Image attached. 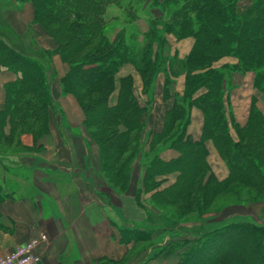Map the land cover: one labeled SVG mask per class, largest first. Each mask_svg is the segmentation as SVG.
Segmentation results:
<instances>
[{
  "label": "trees",
  "instance_id": "trees-1",
  "mask_svg": "<svg viewBox=\"0 0 264 264\" xmlns=\"http://www.w3.org/2000/svg\"><path fill=\"white\" fill-rule=\"evenodd\" d=\"M15 1L32 4L33 25L55 48L38 46L29 32L17 34L0 9V63L20 75L6 85L0 154L22 149L23 134L33 135L37 143L50 133L58 112L51 93L52 64L59 55L68 65L62 93L74 96L83 110L85 127L100 148L105 178L125 192L135 167L141 169L136 203L150 222L160 225L121 230L120 242L131 245L128 254L152 249L147 261L176 254L177 264H264V224L249 218L210 228L227 208L264 202V112L253 96L247 122L236 123L228 109L227 78L230 72L253 73V88L264 96V0L245 5L240 0H136L132 6L149 15L144 34L148 43L141 52L128 45L126 32L107 33L106 14L112 6L124 10L122 0ZM153 10L160 14L153 15ZM168 36L176 42L191 38L192 49L184 58L177 49L166 54ZM226 57L237 63L216 67ZM126 65L142 80L144 102L132 75L118 78ZM180 74L185 76L182 94L174 91V77ZM160 80L164 99H173V104L165 112L162 130L148 132L147 117ZM194 108L204 117L198 141L187 134ZM209 141L228 166L224 180L207 160ZM166 149L179 156L163 160ZM172 174H178L176 181L163 187V177ZM199 226L200 232L189 230Z\"/></svg>",
  "mask_w": 264,
  "mask_h": 264
},
{
  "label": "crops",
  "instance_id": "crops-1",
  "mask_svg": "<svg viewBox=\"0 0 264 264\" xmlns=\"http://www.w3.org/2000/svg\"><path fill=\"white\" fill-rule=\"evenodd\" d=\"M0 9L6 11L7 19L17 34L29 32L36 37L38 46L50 50L55 48L54 41L33 25L32 4L0 0ZM193 43L191 38L178 42L180 58L190 52ZM52 66L51 93L58 112L51 120L50 133L37 143L33 135L23 134L22 149L0 154V170L4 171V174H0V258L45 234L47 240L37 248L41 256L39 264H177L179 257L176 254L147 261L152 249L146 253L128 254L131 245L120 242L121 230L155 228L160 225L152 219L150 222L146 211L136 203L135 195L142 181L141 169L135 167L130 186L125 192L116 189L105 178L100 148L85 127L83 110L74 96L62 93L61 78L68 72V65L59 55H55ZM130 67L124 66L118 78L132 75L137 90L141 92L142 80L134 68L133 71L129 70ZM19 76L0 63V112L5 108L6 85ZM174 80V91L182 94L184 75L174 77ZM114 95L111 104L116 102L117 93ZM253 96L247 101L244 112L238 110L236 102L231 99L234 120L241 126L248 120ZM154 99L147 117L148 132L162 130L165 112L173 104V99L163 97L162 80L158 81ZM203 123V114L194 108L187 130L192 140H200ZM8 132L9 128L6 129ZM206 146L212 171L219 180L226 179L229 175L227 164L211 141ZM0 151H3L1 147ZM178 156L173 149L161 153L165 161ZM13 167H19L16 170L23 173L8 174ZM177 175L163 177L167 179L163 187L172 185ZM11 183L18 186L17 190L12 189ZM30 184L33 185V191L30 190Z\"/></svg>",
  "mask_w": 264,
  "mask_h": 264
},
{
  "label": "rangeland",
  "instance_id": "rangeland-1",
  "mask_svg": "<svg viewBox=\"0 0 264 264\" xmlns=\"http://www.w3.org/2000/svg\"><path fill=\"white\" fill-rule=\"evenodd\" d=\"M251 0H240V3L242 5L248 4ZM136 0H122V7L123 9H119L117 6H112L110 8V12L108 11L106 14V20L108 21L107 25V33L111 36H114L116 32H126L127 35V42L130 47H134L136 52H141L142 48L145 47L148 43L147 39L144 38V34L148 31V14L147 12L143 11L141 12L136 5L132 6ZM149 8V6H148ZM174 8H171V11L168 14H171L173 12ZM136 13V15H135ZM153 15L158 16L160 14L159 10H153ZM135 15L137 17V20H132V16ZM134 21V22H133ZM38 28L42 30L39 26ZM43 31V30H42ZM31 34V33H30ZM168 45L166 47V54L173 55L175 50H178V42H176L174 37L168 36ZM170 45V46H169ZM156 47V46H155ZM237 63V60L233 57H226L221 59L216 63V67L219 65H233ZM129 70H134L131 66ZM175 70L180 73V65H177L175 67ZM135 71V70H134ZM136 72V71H135ZM137 74V73H136ZM182 75V74H180ZM183 76V75H182ZM119 77V75H118ZM137 78L139 76L137 75ZM185 78V76H184ZM228 78V90H229V99H230V106H228V109H232V102L231 99L233 98L235 106H238V110L243 112L246 110L247 107V101L250 100V96L254 95L257 96L259 99L258 106L260 109L264 112V96L260 94L257 90L253 88V79L254 74L253 73H247L244 75H241L240 73H229ZM183 77H181L182 83ZM138 80V79H137ZM252 92V93H251ZM138 97L141 99L142 102L145 101V95L141 94L140 90L137 91ZM115 98V95H113L112 100ZM234 133V132H233ZM234 136L235 133H234ZM3 154V152H2ZM16 168L19 167H13L10 170V173L8 174H22V171H17ZM14 169V171H13ZM138 173V172H137ZM0 174H4V171L2 169L0 170ZM7 174V173H5ZM26 174V173H24ZM30 178L32 177L31 175ZM13 190H17V187H15L14 183L10 184ZM29 185V184H28ZM27 185V187H28ZM30 190L33 191V185L30 184ZM231 194V193H230ZM231 196V195H230ZM227 198V197H226ZM230 197H228L229 199ZM227 199V200H228ZM226 200V199H225ZM224 199H222L221 203H224ZM224 206V204H222ZM169 211V210H168ZM217 220L215 223L210 224V228L219 226L220 224L227 222V221H246L249 218H253L256 222L259 224H264V202L262 201H255L250 202L248 206L245 207V205H237L234 207L227 208L222 214L217 216ZM164 224V223H161ZM190 226V225H189ZM177 228L180 229V227L177 226ZM193 232H200L202 228L196 227L194 229H189ZM149 251V250H148ZM141 252L146 253L147 251L142 250Z\"/></svg>",
  "mask_w": 264,
  "mask_h": 264
},
{
  "label": "built area",
  "instance_id": "built-area-1",
  "mask_svg": "<svg viewBox=\"0 0 264 264\" xmlns=\"http://www.w3.org/2000/svg\"><path fill=\"white\" fill-rule=\"evenodd\" d=\"M46 240L47 236L43 234L39 239L16 247L13 251L0 258V264H39L41 256L37 253V248L41 242Z\"/></svg>",
  "mask_w": 264,
  "mask_h": 264
}]
</instances>
